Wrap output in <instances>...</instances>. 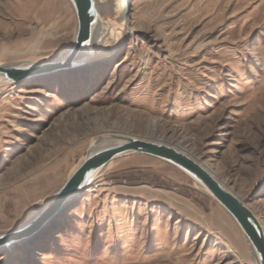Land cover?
I'll return each mask as SVG.
<instances>
[{"label": "rangeland", "instance_id": "rangeland-1", "mask_svg": "<svg viewBox=\"0 0 264 264\" xmlns=\"http://www.w3.org/2000/svg\"><path fill=\"white\" fill-rule=\"evenodd\" d=\"M128 4L110 54L0 90V232L45 204L104 132L182 147L264 226V0ZM75 29L68 0H0V63L56 54ZM21 161L33 165L18 173ZM0 264L255 263L220 204L173 164L137 154L0 247Z\"/></svg>", "mask_w": 264, "mask_h": 264}, {"label": "water", "instance_id": "water-1", "mask_svg": "<svg viewBox=\"0 0 264 264\" xmlns=\"http://www.w3.org/2000/svg\"><path fill=\"white\" fill-rule=\"evenodd\" d=\"M76 18V29L70 44L51 59L35 62L0 64V78L3 85H13L36 76L55 73L78 65H84L93 57L96 44L101 37L93 33L99 10L97 0H68ZM129 0H122L121 10L116 16L122 21L129 10ZM110 46L106 45L105 49ZM89 143L87 151L78 166L53 193L43 207L14 228L0 232V247L7 246L33 233L55 212L85 191L100 175L106 165L123 155L146 154L163 159L184 172L206 194L220 204L242 231L246 243L250 244L258 264H264V226L252 209L222 183L208 166L182 147L162 139L140 137L126 132H104ZM112 142L95 146L99 139ZM203 188H202V187Z\"/></svg>", "mask_w": 264, "mask_h": 264}, {"label": "bare ground", "instance_id": "bare-ground-1", "mask_svg": "<svg viewBox=\"0 0 264 264\" xmlns=\"http://www.w3.org/2000/svg\"><path fill=\"white\" fill-rule=\"evenodd\" d=\"M121 4H122V0H114L113 6L110 4L109 0H97L96 2V6L98 7V12H99V16H98V20L97 22L93 25V33L96 34L95 36H99L101 37L100 43L96 44V48L95 51L93 53V57L92 60L95 59H99L102 58L103 56H107L108 54H110L115 48H117L118 45L121 44L122 41V37L125 33V30L128 29V24L130 23L127 19V15L125 16V18L118 22L116 20V16L118 15V13L121 10ZM106 8L109 12L112 9L115 13V15L113 16V18H108V17H103L102 13H103V8ZM108 45L110 46L109 48V52H106L105 50V46ZM61 52V51H60ZM60 52L44 57V58H32V59H24L22 61L24 62H35V61H41V60H45V59H51L53 57H56V55L60 54ZM22 61H17V62H12V63H20ZM2 64V63H0ZM21 83V82H20ZM19 84V83H18ZM15 85V84H14ZM3 83H2V79L0 78V90L3 87ZM109 131V130H108ZM94 141V138L91 139L90 143H92ZM108 142H112L111 139L108 138H103V139H99L95 142V146L99 147L100 145H104L107 144ZM190 153V152H189ZM191 154V153H190ZM83 159V158H82ZM24 161V160H22ZM21 161V169H19L18 173L20 171H22V169L28 168L31 165H33L32 161H26V162H22ZM79 164V163H78ZM78 164L72 169V171L78 166ZM209 168V167H208ZM18 170V169H17ZM71 171V173H72ZM213 172V171H212ZM70 173V174H71ZM214 173V172H213ZM69 174V175H70ZM215 174V173H214ZM216 175V174H215ZM216 177L218 178V176L216 175ZM5 178V177H4ZM1 179V178H0ZM3 179V178H2ZM222 183H224L220 178H218ZM225 184V183H224ZM202 187V186H201ZM203 188V187H202ZM34 194V192H33ZM35 195V194H34ZM32 197V196H31ZM7 200V199H6ZM8 201V200H7ZM5 203V202H4ZM36 207H38L37 209L41 208L44 206V204L42 206L39 205V203H35ZM35 209V211L37 210ZM237 225V224H236ZM238 226V225H237ZM239 228V227H238ZM240 229V228H239ZM27 237V236H26ZM248 248L252 254V259L254 261L255 264H258L256 256L253 252L252 247L250 246V244H248Z\"/></svg>", "mask_w": 264, "mask_h": 264}]
</instances>
